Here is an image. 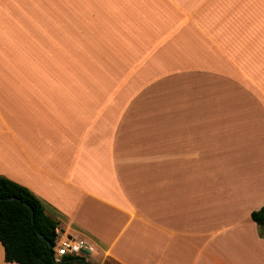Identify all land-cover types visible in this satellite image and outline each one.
<instances>
[{
  "label": "crops",
  "instance_id": "obj_1",
  "mask_svg": "<svg viewBox=\"0 0 264 264\" xmlns=\"http://www.w3.org/2000/svg\"><path fill=\"white\" fill-rule=\"evenodd\" d=\"M0 175L90 264H264V0H0Z\"/></svg>",
  "mask_w": 264,
  "mask_h": 264
},
{
  "label": "trees",
  "instance_id": "obj_2",
  "mask_svg": "<svg viewBox=\"0 0 264 264\" xmlns=\"http://www.w3.org/2000/svg\"><path fill=\"white\" fill-rule=\"evenodd\" d=\"M30 209L33 221L30 220ZM264 226V204L250 213ZM57 221L50 217L41 200L21 184L0 175V242L4 259L17 264H55ZM42 234L46 240H42ZM47 241L51 243L48 245ZM61 264H90L85 255H63Z\"/></svg>",
  "mask_w": 264,
  "mask_h": 264
},
{
  "label": "built area",
  "instance_id": "obj_3",
  "mask_svg": "<svg viewBox=\"0 0 264 264\" xmlns=\"http://www.w3.org/2000/svg\"><path fill=\"white\" fill-rule=\"evenodd\" d=\"M91 249L83 240H74L71 238H66L56 242L54 247V257L58 261L63 255H78L83 256L87 251Z\"/></svg>",
  "mask_w": 264,
  "mask_h": 264
},
{
  "label": "water",
  "instance_id": "obj_4",
  "mask_svg": "<svg viewBox=\"0 0 264 264\" xmlns=\"http://www.w3.org/2000/svg\"><path fill=\"white\" fill-rule=\"evenodd\" d=\"M30 220L33 221V213H32V209H30ZM38 236L42 239V240H46L45 237L42 234H38ZM48 245L51 246V243L49 241H47ZM65 260H55V264H61L63 263ZM85 261V260H84Z\"/></svg>",
  "mask_w": 264,
  "mask_h": 264
},
{
  "label": "flooded vegetation",
  "instance_id": "obj_5",
  "mask_svg": "<svg viewBox=\"0 0 264 264\" xmlns=\"http://www.w3.org/2000/svg\"><path fill=\"white\" fill-rule=\"evenodd\" d=\"M60 260H64V259H60Z\"/></svg>",
  "mask_w": 264,
  "mask_h": 264
}]
</instances>
